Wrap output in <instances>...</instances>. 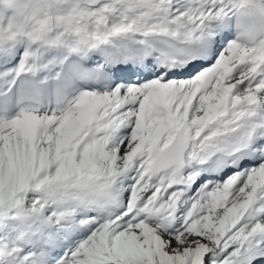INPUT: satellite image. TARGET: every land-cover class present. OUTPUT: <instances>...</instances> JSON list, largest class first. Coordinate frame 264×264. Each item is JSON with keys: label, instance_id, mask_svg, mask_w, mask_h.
I'll list each match as a JSON object with an SVG mask.
<instances>
[{"label": "snow or ice", "instance_id": "6c2138e0", "mask_svg": "<svg viewBox=\"0 0 264 264\" xmlns=\"http://www.w3.org/2000/svg\"><path fill=\"white\" fill-rule=\"evenodd\" d=\"M0 264H264V0H0Z\"/></svg>", "mask_w": 264, "mask_h": 264}]
</instances>
